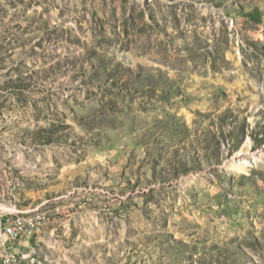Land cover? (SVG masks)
<instances>
[{
  "label": "rangeland",
  "instance_id": "374dc122",
  "mask_svg": "<svg viewBox=\"0 0 264 264\" xmlns=\"http://www.w3.org/2000/svg\"><path fill=\"white\" fill-rule=\"evenodd\" d=\"M15 215L0 264H264V0H0Z\"/></svg>",
  "mask_w": 264,
  "mask_h": 264
},
{
  "label": "built area",
  "instance_id": "2783aa9c",
  "mask_svg": "<svg viewBox=\"0 0 264 264\" xmlns=\"http://www.w3.org/2000/svg\"><path fill=\"white\" fill-rule=\"evenodd\" d=\"M24 231L25 225L21 216L15 215L8 220H0V248L4 253L11 243L24 235Z\"/></svg>",
  "mask_w": 264,
  "mask_h": 264
}]
</instances>
